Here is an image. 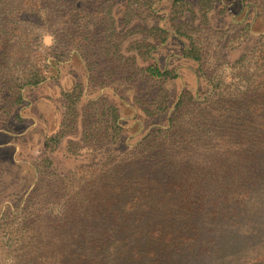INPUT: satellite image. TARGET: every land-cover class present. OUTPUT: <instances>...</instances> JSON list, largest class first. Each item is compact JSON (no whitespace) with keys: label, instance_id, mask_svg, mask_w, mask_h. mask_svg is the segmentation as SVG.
I'll return each instance as SVG.
<instances>
[{"label":"trees","instance_id":"obj_1","mask_svg":"<svg viewBox=\"0 0 264 264\" xmlns=\"http://www.w3.org/2000/svg\"><path fill=\"white\" fill-rule=\"evenodd\" d=\"M13 1L0 0V132L21 130L14 122H23L16 107L24 105L26 88L47 78L43 67L57 73L66 53L79 49L85 17L109 19L113 6L111 0ZM216 2L221 4L197 0L206 11ZM152 3L137 0L135 14L154 15ZM47 8L59 19L60 27L51 30L54 50L51 46L39 58L43 67L38 57L26 64L22 56L30 51L16 54L11 38L27 36V23L46 26L39 12ZM109 25L96 33L105 35ZM150 28L166 32L161 25ZM163 41L151 37L150 44L123 50L95 39L79 49L90 72L88 85L103 87L102 94L92 99L81 81L60 91L62 121L44 151L56 150L64 138L70 148L78 125L76 147L106 150L94 164L66 173H57L48 155L28 163L32 182L8 193L14 202L0 213V264H264V73L258 72L260 94L248 84L233 94L216 90L204 102L189 90L169 100L165 85L179 75L165 64L147 62L148 56L140 58L139 50ZM76 49L72 54L78 56ZM182 52L199 59L192 44ZM255 63L264 69L262 47ZM110 77L133 85L128 106L137 112L133 121L121 117L119 107L126 104L109 86ZM252 98L260 108L250 104ZM128 128L140 134L125 143ZM220 148L234 162L216 171L208 165L219 160L212 153ZM2 176L0 193L5 192ZM231 180H237L235 187Z\"/></svg>","mask_w":264,"mask_h":264},{"label":"rangeland","instance_id":"obj_2","mask_svg":"<svg viewBox=\"0 0 264 264\" xmlns=\"http://www.w3.org/2000/svg\"><path fill=\"white\" fill-rule=\"evenodd\" d=\"M16 1H13V5ZM171 1L153 0L150 8L154 7V15L135 14L138 9L137 0L109 1L113 4L112 17L105 20L85 17L81 22L83 29L79 38L80 42L77 44L78 48L81 50L85 43L99 39L101 42L105 41V46L120 44L123 50L127 48L130 50L137 44L141 45L140 42L150 44L147 41H150L151 37L156 39L163 37L164 41L153 44V49L144 45L145 47L141 46L139 50L140 58L146 59L148 56L147 62L154 60L160 66L165 64V68L174 70L179 75V79H174L165 85L169 100L183 90H189L195 100L204 102L207 96L212 95L216 90L233 94L244 89L248 84L249 89L252 88L260 94L261 88L258 84L262 81L263 75L260 76L258 72L264 73V69L258 70L255 60L259 48L264 49L262 46L264 43V0H220L221 4L216 2L215 6L207 11L204 8L200 9L201 6L197 4V0H183V2L177 0L173 5ZM39 14L43 19H47L49 27L48 24L42 26L40 25L42 23L39 25L27 23L25 25L27 36L18 40L12 37L11 42L15 43L17 47L15 51L18 55L19 51L21 53L24 49L30 51V54L22 56L23 59L28 60L26 64H29L34 57H38L36 63L43 67L44 60L39 58L48 53L50 47L44 45L42 37L46 32H51L53 28L57 29L60 26L59 19L50 8L42 9ZM107 25H109L108 32L105 35L96 33L95 29H101ZM153 25H161L166 32L153 30L150 28ZM59 29L66 32L65 29ZM58 37L61 38L60 35ZM190 44L198 51L199 59L196 61L182 56V51L185 47H190ZM54 47L55 44L53 50ZM73 49L61 59L57 73L48 67H43L47 78L34 87L26 88L24 105L20 108L16 107V111L21 112L23 116V122L19 124L14 122L15 128H21V130L0 132V173L3 175L2 185L5 191L0 193V205L3 203L0 213L8 201L13 200L14 202L15 197L11 194L7 195L8 193L18 192L32 182L29 162L48 155L52 160V168L57 173H66L77 166L94 164L93 160L98 159L106 150L105 146L96 152H93L90 146L76 147L75 143L80 138V126L78 125L77 130L72 132L75 142L70 148L66 145L68 138H64L56 145V150L44 151L46 139L59 130L62 121L64 107L60 91L71 90L77 81L84 82V93L89 92V97L91 96L94 100H97L103 91V87L88 85L90 72L85 66L80 50L75 48L78 54L76 56L72 54L75 50ZM145 51L147 54L144 53ZM46 59H49L48 55ZM125 71L127 72L126 68L123 72ZM198 74L203 77L197 79ZM108 84L116 89V96L126 104L124 107H119L121 117L133 121L134 119L130 117L136 116L137 112H133V109L128 107L132 104L133 85L113 77H110ZM89 97H86L84 101H88ZM243 103L245 101L241 102ZM250 104L255 109L262 105L254 98L251 99ZM171 107L173 108L174 105ZM132 129L134 128H128L124 132L125 143L133 139L132 135L140 134V130L132 132ZM131 136L132 138H129ZM240 149L244 153V149ZM240 149L236 150L235 154L239 155ZM212 154H215L220 161H212L208 166L211 169L216 168V171H223L234 162L226 156L227 153L222 152L221 148ZM14 159L19 165L14 163ZM242 160L238 162L246 166L245 163L248 161ZM236 181H230L231 187H235Z\"/></svg>","mask_w":264,"mask_h":264},{"label":"clouds","instance_id":"obj_3","mask_svg":"<svg viewBox=\"0 0 264 264\" xmlns=\"http://www.w3.org/2000/svg\"><path fill=\"white\" fill-rule=\"evenodd\" d=\"M44 45L51 47L55 44V36L51 32H46L42 37Z\"/></svg>","mask_w":264,"mask_h":264}]
</instances>
